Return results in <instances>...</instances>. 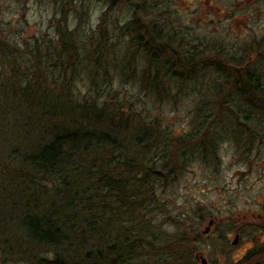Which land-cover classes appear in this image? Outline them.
I'll return each instance as SVG.
<instances>
[{
	"label": "trees",
	"instance_id": "obj_1",
	"mask_svg": "<svg viewBox=\"0 0 264 264\" xmlns=\"http://www.w3.org/2000/svg\"><path fill=\"white\" fill-rule=\"evenodd\" d=\"M27 1L0 0V264H197L190 232L179 223L169 236L151 217L159 210L151 176L160 170L144 154L156 149L148 143L156 129L147 127L135 103L121 102L109 89L104 96L91 87L77 94L74 83L78 70L94 88L117 71L171 102L183 84L195 81L189 73L208 62L196 49L181 56L173 40L161 36V0H104L97 26L90 24L94 0H46L54 10L51 35H29L17 20H6L12 7ZM122 7L131 9L125 19L117 12ZM225 68L217 70L228 83ZM235 79L230 94L264 113L260 78ZM211 92L220 101L218 90ZM235 98L222 100L221 110L231 109ZM188 134L165 137L162 148L179 142L187 161V143L197 140ZM148 164L152 170L143 173Z\"/></svg>",
	"mask_w": 264,
	"mask_h": 264
},
{
	"label": "rangeland",
	"instance_id": "obj_2",
	"mask_svg": "<svg viewBox=\"0 0 264 264\" xmlns=\"http://www.w3.org/2000/svg\"><path fill=\"white\" fill-rule=\"evenodd\" d=\"M45 1L22 2L12 7L5 18L17 20L14 25L28 28L29 35H51L53 30L49 28V20L54 10ZM248 1L159 2L165 27L161 36L173 40L174 49L181 56H188V52L196 47L208 62L195 73H189L188 77L195 81L183 84L184 89L175 93L171 102L143 92L138 78L130 75L122 79L117 71H114L112 81L99 83L102 86L108 82L103 89L94 88L85 71H77L74 83L77 94L84 95L92 88L93 94L104 96L109 89V94L121 102L135 103V111L145 117L147 127L156 129L148 140L156 149L145 152L144 157L151 162L158 161L154 171H163L161 164L167 161L170 172L163 171L164 176L155 173L151 176L156 180L153 195L159 202V210L151 217L169 236L176 234L181 223L197 240V251L212 264L214 261L217 264H264V251L247 258L248 252L256 247L254 230L264 222L261 216L264 212V113L261 108L248 110L247 105L238 103L235 93L230 94L236 91L233 85L236 75H257L264 84V0ZM104 4V0L90 2V24L93 26H97ZM130 11L129 7L117 8L122 19L127 18ZM126 52L129 53L128 49ZM137 59L140 60L138 56ZM222 65L226 67L225 72L231 74L228 83L222 76L223 70L218 73L217 67ZM212 87L221 95L220 101L211 96ZM184 92L187 93L185 96ZM227 94L235 98L236 104H230L229 110L225 106L221 110L220 103L225 105L222 100L232 99ZM238 109L242 112L239 117L233 113ZM245 117L250 118L246 120ZM191 131L200 143L196 140L187 143L190 145L187 161L180 157L179 142L169 149L162 148L165 137L173 138V133L190 134ZM215 136L217 143L213 144ZM202 143L209 144V152L200 149ZM141 168L143 173H148L152 165ZM173 168L176 172L172 176ZM212 219L215 227L210 234H205ZM227 232L232 234L230 239L225 237ZM239 232L242 236L234 246L232 243Z\"/></svg>",
	"mask_w": 264,
	"mask_h": 264
},
{
	"label": "flooded vegetation",
	"instance_id": "obj_3",
	"mask_svg": "<svg viewBox=\"0 0 264 264\" xmlns=\"http://www.w3.org/2000/svg\"><path fill=\"white\" fill-rule=\"evenodd\" d=\"M248 2L253 3V0H249ZM195 49H196V47H193L192 50L188 52V54H190V53H191L193 50H195ZM178 53H179V52H178ZM180 55H181V54H180ZM218 72H220V71H218ZM196 141H197V140H196ZM208 141H209V139H208ZM199 143H200V142H199ZM203 145H205V144L202 143L201 146H200V149L202 148ZM208 145H209V144H208ZM208 145H205V147L207 148ZM158 175H160V176H164L165 173H164V172H161V173L158 174ZM261 216L264 217V212L261 213ZM208 227H210V228H209V231H208L206 234H210V231H211L212 229H214V227H215L214 219L210 220V222H209V224H208ZM254 235H255V237H253V242H254V244L256 245V247L253 248V249H251V250L248 252V253H250V254L258 253V252L264 251V222H263V226L258 227V229H255V230H254ZM231 236H232L231 233H228V232H227V233L225 234L226 239H230ZM241 236H242L241 232L236 233V235H235V240L238 239V242H239ZM235 240H234V241H235ZM232 244H233L234 246L237 245V244H234V242H233Z\"/></svg>",
	"mask_w": 264,
	"mask_h": 264
},
{
	"label": "water",
	"instance_id": "obj_4",
	"mask_svg": "<svg viewBox=\"0 0 264 264\" xmlns=\"http://www.w3.org/2000/svg\"><path fill=\"white\" fill-rule=\"evenodd\" d=\"M156 173H158V174H160L161 173V171H156ZM209 228L210 227H207L206 228V231L204 232L205 234L209 231ZM237 242H238V239L237 240H235L234 241V244H237ZM196 259H197V261L200 263V264H212L203 254H201V253H198L197 255H196Z\"/></svg>",
	"mask_w": 264,
	"mask_h": 264
}]
</instances>
